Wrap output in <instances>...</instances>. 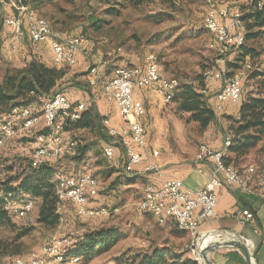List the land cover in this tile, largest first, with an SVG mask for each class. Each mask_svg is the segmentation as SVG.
I'll use <instances>...</instances> for the list:
<instances>
[{
  "label": "rangeland",
  "instance_id": "rangeland-1",
  "mask_svg": "<svg viewBox=\"0 0 264 264\" xmlns=\"http://www.w3.org/2000/svg\"><path fill=\"white\" fill-rule=\"evenodd\" d=\"M227 1L233 8L242 10L252 4V0ZM41 6L42 14L52 22L58 33L84 34L89 40L88 50L97 54L102 60L108 61L109 73L117 67L144 66L147 57L155 55L162 75L176 77L183 84L188 82L200 84L205 71L215 68L221 70L223 75L243 77L242 96L248 94L264 96V27L254 26L247 29L249 21L245 20L246 33L249 31L255 34L259 31V34L247 39L243 44V47L251 49L252 52L244 54L241 47L233 51L224 64H218L215 52L209 47L208 40L211 34L204 25L206 13L204 0H47ZM92 16L100 20L93 26L90 24ZM45 43L34 45L31 42H23L15 37L10 27L0 23V81L3 80L7 70L19 68L22 60L25 62L33 55L41 58L45 54L44 51H47ZM61 65L60 68L66 73L80 68V65L71 66L63 63ZM81 74L84 73L81 72L79 75ZM80 79L85 88H88V80ZM209 85L213 87L212 92H216L221 87L219 82L214 81ZM60 90L62 91L63 87L60 86ZM48 98L35 96L30 106L41 113ZM173 102L175 101L169 104ZM181 113L180 117L188 125L187 132L192 131L189 137L193 144L199 146L201 142H206L208 127L200 129L197 122L188 120L190 113ZM226 115L223 112L219 124L212 125L213 131L222 132L224 138L229 127L235 125V122L228 120ZM16 123L19 127L20 119ZM40 130V126L27 132L19 129L15 136L7 137L0 144V196L4 200L3 206L11 217L9 222L0 221V247L7 243H10L9 249L18 246L16 253L10 250L6 253L2 252L0 264H11L17 259L26 261L28 258H34L36 261L48 259L53 261L54 254H50L45 249L53 247L50 245L52 241H62V239L70 241L61 249L62 252L76 257L79 264H122L127 255L145 250L148 245L159 243H167L175 250L188 249V255L194 258L190 247L185 246L188 242L190 245L191 242V239L188 241L186 237L188 234L185 231L177 229L175 238H164L160 229L164 224L157 223L154 215L141 213L137 209L135 203L144 192L142 188L145 182L140 177L132 180L122 161L119 166L113 161H108L101 152L98 138H95L97 133L95 134L93 129L69 126L67 133L70 132L73 136L71 139L77 141L76 146L66 151L61 158L48 161L45 165L54 170L51 181L55 184L56 193V184L61 176L93 174L98 180L96 190H99V194L97 197L89 195L90 206H105L108 213L92 217L80 216L74 204L67 200L64 209L58 210L57 206L56 213L60 216V221L54 226H49L38 222L40 198L21 191L4 194L2 187L7 180H10L8 185L17 186L30 174L31 167H36L33 165L35 136ZM46 133L47 128H45ZM2 136L0 134V137ZM89 149L90 154H88ZM226 150L227 148L225 153ZM96 154H101L106 159L96 160ZM75 155L80 156L79 160L73 158ZM230 164L239 170L253 165L259 173L264 174V138L255 147L249 149L246 155L234 156ZM127 184L129 185L126 186ZM258 186L253 185V187ZM61 199L59 198L58 205ZM28 200L33 201L32 208L26 215L18 217L14 212V205H20ZM142 219L151 221V227L144 228ZM26 227L31 228L30 232L16 239L17 234L23 232ZM100 228H115L122 236L112 248L90 259L72 252L74 243H77L86 232ZM149 231H152L154 239L149 237ZM180 236H183V239H180ZM198 243H200L199 237ZM42 251H46V255ZM54 261V264H60L58 259Z\"/></svg>",
  "mask_w": 264,
  "mask_h": 264
},
{
  "label": "built area",
  "instance_id": "built-area-1",
  "mask_svg": "<svg viewBox=\"0 0 264 264\" xmlns=\"http://www.w3.org/2000/svg\"><path fill=\"white\" fill-rule=\"evenodd\" d=\"M206 13L204 25L213 29L210 48H214L216 62L219 64L228 59L232 53L233 44H244L246 36L241 32L240 17L255 10V7H246L244 10L233 8L227 0H204ZM264 9V0H260ZM9 7L11 10L6 15H0V23L10 27L19 39L27 38L31 43L41 44L50 42V50L54 61L61 63V58H68L70 65L79 64V54L85 52L89 40L84 34L56 36L54 29L48 28V22L37 20L36 14H27L28 0H0V8ZM56 38H64L67 41V48H60L56 45ZM92 64L91 76H88L90 86H101L100 96L109 101L115 102L119 108L121 121L114 125L109 118L104 119V126L107 130L109 140L105 149L109 153L110 161L116 159V150L121 149V160L126 171L132 173L136 167L144 164L147 160L146 147L148 144V132L142 117L146 113L145 103L135 96L136 88L155 91L163 104L173 101L172 88H180L181 81L176 77L162 75L161 69L157 68V60H148L144 66L117 67L111 73L105 71L108 66L107 60H102L97 54L88 53ZM250 67V65H248ZM217 81L220 89L211 91L209 83ZM204 85L200 92L208 93V101L215 107L218 118L224 112L226 102L237 103L242 95L243 77L240 75H222L221 70L210 68V74L203 78ZM31 94H36L31 91ZM83 101H72L63 92H57L48 98V105H43L42 112L38 113L33 106L22 108L16 106L9 112L13 115L12 123H2L3 130L21 129L24 132L35 127H41L36 134V145L34 148L33 164L41 165L48 161L61 158L66 151L73 149L77 141L66 138L67 129L75 121L80 119L86 109ZM20 119L18 127L16 121ZM45 128H52V135H45ZM230 135H226L225 142ZM218 149L207 142H201L195 154L198 162L209 161L213 167V178L204 187L193 189L187 186L179 178H171L161 185L151 183L145 188L144 200H150L149 209H141V201H137L136 207L141 213L154 215L158 222L163 224L167 215H184V224L188 225V219H195V231H193V255L198 260H203L200 245L198 243L199 229L202 221L216 217L217 194L216 188L222 183L236 186L244 190L252 191L253 185L264 187V174L250 165L244 170L226 162V159H218ZM158 153L154 151V155ZM147 172H160L157 163L149 162L145 165ZM237 174H244V183H237ZM94 176L87 173V179H79V175H63L60 177L59 188H64V197L60 200L59 208L64 209L65 201H71L80 216H100L108 213L105 206H86L87 195L98 196L99 190H94ZM264 198V196H261ZM23 207L14 205V212L22 217ZM243 223L254 220V212L243 208L235 213ZM69 239L52 241L50 245H56V252L64 248ZM67 243V244H66ZM246 244L250 250L253 245L249 240ZM45 252L46 251H42ZM70 261L79 260L70 259ZM61 262L60 264H70ZM11 264H38L34 258L26 261H14Z\"/></svg>",
  "mask_w": 264,
  "mask_h": 264
},
{
  "label": "crops",
  "instance_id": "crops-1",
  "mask_svg": "<svg viewBox=\"0 0 264 264\" xmlns=\"http://www.w3.org/2000/svg\"><path fill=\"white\" fill-rule=\"evenodd\" d=\"M46 1L47 0H30V5L38 16L44 17L41 5ZM10 11L9 7L0 8V15H6ZM51 27L54 29L56 36L69 35L58 33L54 25H51ZM57 39L65 40L64 38ZM21 41L30 42L27 38L21 39ZM44 45L48 52L44 51L45 54L41 53L43 54L41 58L36 55L30 56L25 62L22 60L19 66L23 67L28 61L36 58L48 65L60 68L62 63L58 64L54 61L53 54L50 50V42L48 41ZM87 47L85 52L82 51L79 54L78 65H80V68L71 73H66L60 81V86L63 87L64 90L61 92L66 94L72 101H83L87 103L86 109L93 107V111L101 116L102 125L98 126L95 124L93 128L88 129H93L92 131H94L95 134L97 133L95 138H98V142L100 143L99 146L102 148L101 152L104 154L103 147L107 143L109 137L103 121L109 118L111 122L116 125L120 123L121 116L115 102H109L100 96V85L95 87L89 85L88 88H85L82 84L83 81H81L80 78L88 80V76H90V73H88L90 72L89 67L92 64L91 58L88 56L91 50L89 51ZM107 67H105L106 72ZM77 72H82L84 74L79 75L80 73ZM212 88L213 87L210 89L212 90ZM135 96L140 98L146 105V113L142 117V121L148 132V144L145 149L147 160L144 164L136 167L135 171L129 173L132 176V180H137V177H140V179L145 182V186L142 188L144 192L140 199L144 197L145 188L148 184L154 183L156 185H161L171 178H179L193 189L206 186L213 178L212 164L209 161L198 162L195 159L198 146L193 144L192 140H190L191 137H189V135L192 131L187 132L186 129L188 125L185 123L186 121L180 117L182 113L178 110L177 103L173 102L169 105L163 104L160 96L155 91L146 89L136 88ZM238 109V104L226 102L224 112L228 115H237ZM208 129L205 141L215 148L226 149L224 146L225 138L222 132L213 131L212 125H210ZM65 137L72 138L73 136L68 132ZM181 145L183 146L180 147ZM184 146L186 149L183 148ZM88 151V154H90L91 150L89 149ZM154 151L158 154L154 155ZM121 154V149L118 147L116 150V159L113 161L116 166L121 164ZM104 156L96 154V160L106 159L107 157L105 156V158ZM228 156L232 155L226 150L225 157L227 158ZM149 162L157 163L161 174L158 172L145 171V165ZM240 183H244L243 175ZM128 185L129 184L126 186ZM216 194L218 198L216 217L206 219L202 221L200 225V251L203 247L216 241L242 239L246 242L249 240L251 245H253L252 248H250L252 264H264V198L261 197L263 196L262 186H252V191H249L222 183L216 188ZM243 208H248L254 212L255 218L253 221L243 223L240 221L239 217L235 215L237 211ZM153 217L155 221L159 223L157 218L155 216ZM142 224L144 228H150L152 223L148 221V219H142ZM163 224L164 225H162L160 229L164 238H175V230L177 231V229H179L176 227V223L170 218ZM149 232V237L154 239L152 231ZM188 236L186 237L188 241H190V234H188ZM179 238L183 239V236ZM185 246L190 247L189 242ZM209 257L213 264H247L241 251L232 246L221 247L212 251ZM198 264H206V262L203 259L199 260Z\"/></svg>",
  "mask_w": 264,
  "mask_h": 264
},
{
  "label": "trees",
  "instance_id": "trees-1",
  "mask_svg": "<svg viewBox=\"0 0 264 264\" xmlns=\"http://www.w3.org/2000/svg\"><path fill=\"white\" fill-rule=\"evenodd\" d=\"M28 2L30 5V0ZM252 7H255V10L244 16L246 22L249 21L247 29L254 26L264 27V9L262 10V7L257 6ZM98 21H100L98 18L92 16L90 18L91 26ZM257 34H259V31L255 34L247 31L246 40ZM241 47L244 54L252 52L251 49L243 47V45ZM65 74L64 69L48 65L39 59H32L23 67L7 70L3 80L0 81V113H8L16 106L30 105L35 96L51 97L55 93L61 92L60 81ZM203 85V79H200V84L194 82L181 83L180 88L175 91L173 99L177 103L178 110L190 113L188 120L197 122L200 129L219 124V118L213 104L209 103L208 99L200 92ZM31 91H35L36 94L32 95ZM236 104L239 105L237 115H226L228 120L235 122V125L229 127L228 131L225 132V136H231V144L227 147L228 152L238 157L246 155L249 149L255 147L264 138V96L241 95ZM101 122V116L90 107L83 111L80 119L72 123L71 126L93 128L95 124L100 126ZM234 156L225 157L226 162L231 163ZM73 158L79 160L80 156L75 155ZM45 164L31 167L30 174L23 178L17 186L8 185L10 180H7L2 187V192L13 194L21 191L40 198L41 206L38 222L54 226L60 221V216L56 213L59 197L56 193L55 184L51 181L54 170ZM3 203L4 200L0 196V221L9 222L11 217ZM30 230V227H26L23 232L17 234L16 239L28 234ZM121 236V233L116 231L115 228L91 230L86 232L77 243H74L72 252L90 259L96 254L112 248ZM9 245L10 243H7L0 247L2 248L0 257L9 250L13 253L18 251V246L9 249ZM188 253V249L175 250L167 243L152 244L145 250L127 255L122 264H198V261L190 257Z\"/></svg>",
  "mask_w": 264,
  "mask_h": 264
},
{
  "label": "bare ground",
  "instance_id": "bare-ground-1",
  "mask_svg": "<svg viewBox=\"0 0 264 264\" xmlns=\"http://www.w3.org/2000/svg\"><path fill=\"white\" fill-rule=\"evenodd\" d=\"M259 1L260 0H252V4L250 7H252V6L262 7V4H258ZM27 14H36V11L33 8H31L29 4L27 7ZM37 20H43V21L48 22V28L52 29L51 23L49 22V20L47 18L37 15ZM240 25H241V32H243V36H246V29H245L246 24H245L244 17H240ZM206 28L209 31V33L211 34V38L208 40L209 45H210V41L212 40V36H213V29H210L209 26H206ZM56 45H57V47H60V48H67V41L56 38ZM242 45L243 44H241V45L240 44H233L232 45V52L238 50ZM211 49L214 51V48H211ZM147 59L148 60H157V57L155 55H149L147 57ZM226 60L227 59L223 60L221 63L224 64L226 62ZM61 63H65V64L70 65V60H68V58H61ZM157 68H160L158 61H157ZM89 73L91 76V69H90ZM207 74H210V69L205 71L204 78L207 77ZM221 74L223 75L222 72H221ZM175 89L176 88H172V97H173V92L175 91ZM203 94L208 99V93H203ZM44 105H48V99L46 100ZM19 107L29 108L31 106L25 105V106H19ZM12 119H13V115H10L9 112L8 113H0V131L2 130V123H11ZM18 130L19 129H12V132H11V130H3L2 131L3 136L0 137V144H2L4 139H6L7 137L15 136L18 133ZM45 135H52V128H47V133ZM230 144H231V137L228 139L227 142H225V148H227ZM103 152H104L105 156L107 157V159H109V153L105 149V147H103ZM225 155H226L225 149H223L222 151H219L218 152V159H225ZM79 179H87V174L79 175ZM94 180H95L94 181V190H96L97 185H98V180L95 176H94ZM241 181H242L241 174H237V183H240ZM59 182H58V184H56V187H57L58 197L61 199L64 197V188H59ZM147 186H151V184H148ZM262 195L264 196V187L263 186H262ZM144 198H145V193H144V197L141 198L140 200H138V201H141V209H149L150 208V200H144ZM89 199H90V196L87 195L86 206H90ZM32 206H33L32 200H28L27 202L20 204L19 207H23L22 216L26 215L28 213V211L32 208ZM58 210H60L59 207H58ZM170 218L176 223V225L179 229L190 234V237H191L190 247L192 249L193 248L192 236H193V231H195V219H188V225H187V224H184V215H175V216L174 215H167L164 219V222H166V220L170 219ZM45 250L47 252H49L50 254H54V256H55L54 260L58 259L59 261H66V262L70 261V259L78 260L73 255H71V254L68 255L65 252H62V250L58 251V253H55L56 252V245H53V247L47 248ZM195 258L197 261H199L197 255H195ZM54 260L53 261L51 259L43 260V261H36L35 260V262L38 264H54V262H55ZM16 261H22V260L17 259ZM76 263H77V261H70V264H76Z\"/></svg>",
  "mask_w": 264,
  "mask_h": 264
},
{
  "label": "water",
  "instance_id": "water-1",
  "mask_svg": "<svg viewBox=\"0 0 264 264\" xmlns=\"http://www.w3.org/2000/svg\"><path fill=\"white\" fill-rule=\"evenodd\" d=\"M229 246L235 247L239 251H241V253L244 255V257L246 259V263L252 264V254H251L246 242L242 239L216 241V242H213V243L203 247V249L201 250V254H202V257H203L204 261L206 262V264H213L212 260L209 257V255L212 251H215L221 247H229Z\"/></svg>",
  "mask_w": 264,
  "mask_h": 264
}]
</instances>
